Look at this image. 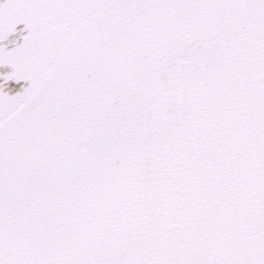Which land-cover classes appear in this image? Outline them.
<instances>
[{
	"label": "snow or ice",
	"instance_id": "snow-or-ice-1",
	"mask_svg": "<svg viewBox=\"0 0 264 264\" xmlns=\"http://www.w3.org/2000/svg\"><path fill=\"white\" fill-rule=\"evenodd\" d=\"M0 264H264V0H0Z\"/></svg>",
	"mask_w": 264,
	"mask_h": 264
}]
</instances>
